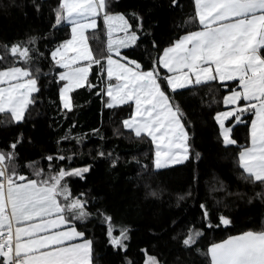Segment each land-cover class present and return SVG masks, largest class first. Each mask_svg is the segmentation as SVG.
Returning a JSON list of instances; mask_svg holds the SVG:
<instances>
[{
  "label": "snow or ice",
  "instance_id": "6c2138e0",
  "mask_svg": "<svg viewBox=\"0 0 264 264\" xmlns=\"http://www.w3.org/2000/svg\"><path fill=\"white\" fill-rule=\"evenodd\" d=\"M32 2L40 12L42 4L38 0ZM171 3L177 5L178 0ZM194 5V16L185 23L194 25L196 30L186 31L162 50L153 40L152 49L158 56L152 58L145 70L142 63L121 54V48L139 46L138 32L145 38L151 35L138 12L131 13L137 21L132 30L124 14L109 11V0H59L52 9L55 17L52 28L69 25L71 38L50 51L49 72H43L36 63L44 57L38 47L39 40L46 37L31 35L23 41L4 45L13 62L0 68V114L10 115L11 121L17 124L25 121L30 108L37 103L41 77L49 75L62 85L59 87L61 111L71 112L75 107L71 94L76 89L92 86L89 73L95 64L101 73L106 72L108 80L106 88L97 93L107 97L104 106L112 109L134 103L135 110L130 118L122 121L123 128L134 132L137 138L151 139L155 146L153 166L159 170L189 159L188 122L175 99L177 90L210 81H238L239 90H230L231 94L223 98L225 105L233 107L217 112L215 120L223 145H235L233 128L226 127L225 122L231 118L242 124L243 114L253 113L248 130L250 143L239 151L238 166L243 170L242 179L264 186V0H194ZM101 16L108 40L106 54L101 50L96 56L90 47V39L94 37L89 31L97 28V19ZM117 31L124 35L114 39L113 33ZM161 68L167 70L163 75ZM240 101L245 102L243 106L239 105ZM92 133L100 135L99 129H93ZM70 138L79 145L86 134L66 133L57 144ZM22 142L21 133L9 144V150H0V264H94L93 241L85 238V231L78 230L73 223L78 221L83 225L94 215L107 225L105 234L112 248L126 251L130 228L121 226L119 234L114 235L113 217L107 208H97L95 213L88 210L87 206L96 199L90 195L91 189L75 196L70 189L69 180H84L92 165L72 167L71 161L77 153L66 156L63 153L67 150L58 148V154L42 157L48 162L47 172L39 160L27 162L23 167L31 169V175L26 177L20 174L21 165L16 163L17 145ZM199 155L197 152L196 157ZM95 156L107 159L110 168L118 164V158L113 159L112 153L103 149L96 150ZM60 161L69 163L60 166ZM146 196L155 197L157 192L149 190ZM256 196L264 199V188ZM251 202L250 198L248 203ZM200 208L206 226L213 227L207 206L201 204ZM177 223L174 222V227ZM230 224L229 217L220 215L216 227ZM203 235L202 229L190 224L183 235L174 233L171 239L179 240L185 250L206 256L209 264H264V227L230 235L212 243L206 252L197 246ZM77 240L82 242H73ZM145 264L163 262L150 256Z\"/></svg>",
  "mask_w": 264,
  "mask_h": 264
},
{
  "label": "trees",
  "instance_id": "16d2710c",
  "mask_svg": "<svg viewBox=\"0 0 264 264\" xmlns=\"http://www.w3.org/2000/svg\"><path fill=\"white\" fill-rule=\"evenodd\" d=\"M38 2L42 4L40 12L36 11L32 0H0V56L4 57L0 60V68L13 62L4 49L5 44L38 35L46 38L39 40L38 47L44 57L36 63L43 72H49L52 68L50 51L71 38L69 25L52 28L55 21L52 9L59 0ZM109 3V11L124 14L132 30H135L137 21L131 13L138 12L143 17L144 28L151 35L145 38L138 32L139 46L122 50L121 54L142 63L145 70L152 58L158 56V52L152 49L153 40L162 50L169 46V41L188 30H196L194 25L185 23L194 16V0H178L177 5L171 0H109ZM89 35L94 37L89 42L94 55L99 56L101 50L106 54V29L102 19L98 29ZM160 72L162 75L166 73L162 68ZM89 82L91 87L74 90L71 95L75 107L66 112L60 108L59 87L62 85L57 84L51 75L42 76L37 103L30 108L25 121L17 124L11 121L10 115L0 114V150H9V144L23 134V142L16 149L19 158L16 163L21 165L20 174L26 177L31 175V169L23 167L27 162L39 160L47 172L48 162L42 157L58 154V148L67 150L63 153L66 156L77 153L71 161L72 167L92 165L84 180H69L73 196L91 189L90 195L96 199L87 206L88 210L95 213L97 208H107L113 217L114 235L119 234L121 226L131 230L130 240L126 241L128 248L121 251L109 244L105 234L107 225L102 224L100 218L94 215L83 225L73 222L78 230L85 231L87 239L93 241L94 264H127V261L145 264L150 256L157 257L163 264H209L206 256L185 250L180 241L171 239V236L174 233L183 235L187 226L194 224L203 230L204 235L197 246L206 252L212 243L230 235L264 227V199L256 196L264 186L242 179L243 170L238 166L239 151L250 143L248 130L253 113H244L242 124H237L234 119L227 121L226 125L233 128L231 135L237 141L235 145H223L215 120L217 112L227 110L223 98L231 93L230 90H239L238 81H210L177 90L175 99L188 122L190 154L184 164L161 170L153 166L155 147L151 139L137 138L132 131L123 128L122 121L130 118L133 106L108 109L104 106L107 97L97 94L107 86L106 72L101 73L99 66L93 64ZM244 103L240 101L239 105ZM93 129H99L100 135H94ZM69 132L71 136L86 134V139L79 145L71 138L58 145L57 141ZM98 149L111 152L113 159L118 158L117 166L110 168L107 159L96 157ZM68 163L58 162L60 166ZM144 165L147 168H143ZM221 187L222 191L215 190ZM149 190H155L157 196H146ZM250 198L252 202L248 203ZM201 204L209 210L211 228L202 219ZM220 215L229 217L232 224L216 227ZM176 221L179 223L174 227Z\"/></svg>",
  "mask_w": 264,
  "mask_h": 264
},
{
  "label": "crops",
  "instance_id": "0c3cea01",
  "mask_svg": "<svg viewBox=\"0 0 264 264\" xmlns=\"http://www.w3.org/2000/svg\"><path fill=\"white\" fill-rule=\"evenodd\" d=\"M115 14V13H114ZM103 20V17L101 16V17H99L98 19H97V28L95 29V30H90L89 31V34H91L92 32H94V31H96L97 29H98V27H99V25H100V20ZM127 19V18H126ZM105 29H106V47H107V40H108V35H107V28H106V26H105ZM70 32H71V29H70ZM123 33L122 32H119V31H117V32H114L113 33V38L114 39H116V38H120V37H123ZM131 47H133V46H130V47H128V48H131ZM128 48H121V51L122 50H125V49H128ZM72 54L71 53H69V56H71ZM114 58H117V57H115L114 56ZM122 63L124 62L123 60L121 61ZM62 71H63V69H61ZM165 72L167 71V70H165V69H163ZM108 81V80H107ZM218 81V80H217ZM218 82H220V81H218ZM229 82H236V81H229ZM229 82H223V83H229ZM112 83H115V80H113L112 81ZM221 83V82H220ZM195 84H192V85H189V86H187L186 88H189V87H192V86H194ZM186 88H184V89H186ZM178 90H182V89H178ZM231 94V93H230ZM230 94H228V95H230ZM240 103V102H239ZM132 105L133 106V111L135 110V105H134V103H132V102H129V103H127V104H123V105ZM123 105H119V106H123ZM224 106L227 108V109H229V108H232L233 106L232 105H225L224 104ZM118 107V106H117ZM243 117V116H242ZM252 118H254V116L252 117ZM227 123V122H226ZM237 123V122H236ZM227 126V125H226ZM131 131V130H130ZM134 133V132H133ZM155 147V146H154ZM187 161V160H186ZM186 161H184L183 163H181V164H184ZM175 165H180V164H175ZM175 165H171V166H169V167H172V166H175ZM168 168V167H167ZM163 169H165V168H163ZM159 170H161V169H159ZM67 226H65V228H66ZM85 238H86V236H85ZM74 243H79V242H82V240H77V241H73Z\"/></svg>",
  "mask_w": 264,
  "mask_h": 264
},
{
  "label": "rangeland",
  "instance_id": "374dc122",
  "mask_svg": "<svg viewBox=\"0 0 264 264\" xmlns=\"http://www.w3.org/2000/svg\"><path fill=\"white\" fill-rule=\"evenodd\" d=\"M229 110H231V108H229V109H227V110H225V111H229ZM231 119V118H230ZM227 122V121H226ZM226 122H225V124H226ZM226 127H228V126H226Z\"/></svg>",
  "mask_w": 264,
  "mask_h": 264
}]
</instances>
